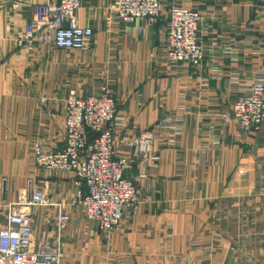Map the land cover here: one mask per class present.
<instances>
[{
    "label": "crops",
    "instance_id": "1",
    "mask_svg": "<svg viewBox=\"0 0 264 264\" xmlns=\"http://www.w3.org/2000/svg\"><path fill=\"white\" fill-rule=\"evenodd\" d=\"M61 0H0V230L23 190L45 191L56 207L32 209V249L60 242L63 264H195L192 248L217 245L210 264H264V126L243 132L231 109L255 67L264 75V0H160L153 27L110 18L112 0H82L79 23L94 30L86 51L17 47L31 6ZM18 4V8L14 5ZM202 16L204 60H167L162 45L172 6ZM142 27V32L138 28ZM109 87L117 101L116 158L142 200L137 212L101 233L68 205L75 176L35 166L34 150L65 145V99ZM149 134L151 152L133 156L132 138Z\"/></svg>",
    "mask_w": 264,
    "mask_h": 264
},
{
    "label": "built area",
    "instance_id": "2",
    "mask_svg": "<svg viewBox=\"0 0 264 264\" xmlns=\"http://www.w3.org/2000/svg\"><path fill=\"white\" fill-rule=\"evenodd\" d=\"M82 0H61L31 6L32 18L20 30L17 47L33 53L38 45L50 50L86 51L90 48L94 30L79 23ZM18 8V4L14 5ZM110 18L121 24L141 23L153 27L163 15L160 0H112ZM202 16L198 11L174 5L168 13V25L162 45L171 63L198 67L204 60L200 41ZM142 32V27L138 28ZM244 95L233 104L231 117L243 132L258 133L264 126V75L255 67ZM118 114L112 90L103 86L86 97L70 93L65 99V145L61 151L46 152L37 146L35 166L49 172H69L75 176L77 191L68 205L80 207L85 219L97 223L101 233H110L123 221L125 212H137L142 204L135 183L125 176L127 158H116L114 133ZM154 138L142 134L127 145L133 156L151 152ZM56 207L60 213L57 231L61 236L69 222L64 213L66 204H56L45 191L23 190L16 203L10 204L6 225L0 230V264H63L62 245L43 244L32 249V209ZM217 245L204 242L192 248L201 252L195 264H210Z\"/></svg>",
    "mask_w": 264,
    "mask_h": 264
}]
</instances>
